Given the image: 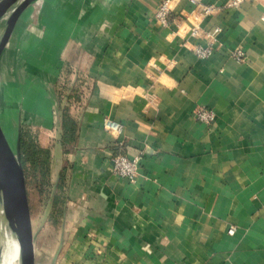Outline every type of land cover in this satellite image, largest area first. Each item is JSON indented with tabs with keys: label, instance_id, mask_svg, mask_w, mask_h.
I'll return each mask as SVG.
<instances>
[{
	"label": "crops",
	"instance_id": "1",
	"mask_svg": "<svg viewBox=\"0 0 264 264\" xmlns=\"http://www.w3.org/2000/svg\"><path fill=\"white\" fill-rule=\"evenodd\" d=\"M163 1L45 0L0 59L3 78L17 62L25 79L74 81L85 99L74 145L55 140L63 233L56 250L54 233L36 237V264H264V0H200L209 16L172 0L167 26L154 17ZM38 95L24 110L51 129L52 97ZM119 154L142 155L134 183L114 175ZM5 222L0 262L18 264Z\"/></svg>",
	"mask_w": 264,
	"mask_h": 264
},
{
	"label": "rangeland",
	"instance_id": "2",
	"mask_svg": "<svg viewBox=\"0 0 264 264\" xmlns=\"http://www.w3.org/2000/svg\"><path fill=\"white\" fill-rule=\"evenodd\" d=\"M37 2H39V0ZM35 3L31 5L33 6V13L30 19L31 24L32 20L36 19L38 12L40 11L41 3ZM29 16L30 10H26L21 16L22 21L20 22V19L18 21V24L19 22L21 23L18 30H20L22 35H24V33H22L23 29L21 28L23 26L25 27ZM4 23L5 21L0 23V39L2 30L4 31ZM42 33L43 32L41 31L39 36H41ZM13 54L15 58L16 53L13 52ZM26 57L27 56L23 57L25 61ZM21 65L22 64H18L17 62L4 65V67L7 69V76L3 78L0 75V122L2 126H4L6 123L8 124L9 130L5 136L14 150L16 148L17 129L20 126V137L22 134L25 138H27V136H32L34 144L38 148L51 151V165L48 178L44 177V166L38 165L37 167H34L31 161H27L24 165V173L26 178L33 232L40 240L48 234L54 233V245L56 250L58 248L60 236L63 233L62 225H60L59 222H62L64 219L63 216L65 204L63 193L57 189V177L63 165L60 161L61 157L59 156V153L55 151L56 149L54 144L55 140H57V138L59 139L61 122L65 119L78 120L80 118L85 99L82 101H76L75 97L77 94L74 91L76 88L74 81L66 83L64 80L58 79L56 82H54L53 86L50 87L48 86L49 81L45 82L43 79L40 81L37 79L30 80L22 77L19 74ZM56 68L58 69V67ZM39 70L42 75L45 76V73L42 72L43 69L40 68ZM44 76L41 77L43 78ZM29 89H34L41 96L47 94L48 97H52L50 110L53 127L51 129H43L42 127L37 126L35 123L29 121V118L33 116H35L37 119L39 118L35 112H26L24 110V101ZM2 218L3 217L0 216V222ZM5 223L2 227L3 234L6 232L5 228L7 225ZM38 244V247L42 245V243L40 244V241ZM3 246H6V242H3ZM0 264H3V261H1Z\"/></svg>",
	"mask_w": 264,
	"mask_h": 264
},
{
	"label": "water",
	"instance_id": "3",
	"mask_svg": "<svg viewBox=\"0 0 264 264\" xmlns=\"http://www.w3.org/2000/svg\"><path fill=\"white\" fill-rule=\"evenodd\" d=\"M38 0H0V22L6 18L0 40V59L22 14ZM21 127L17 129L15 150L0 122V206L7 230L18 246V264H36L35 240L26 178L20 151Z\"/></svg>",
	"mask_w": 264,
	"mask_h": 264
},
{
	"label": "built area",
	"instance_id": "4",
	"mask_svg": "<svg viewBox=\"0 0 264 264\" xmlns=\"http://www.w3.org/2000/svg\"><path fill=\"white\" fill-rule=\"evenodd\" d=\"M172 0H164L157 12L155 13V19L162 24L163 26H167L170 22V18H171V8H170V4H171ZM192 5H194L196 8H198L201 13L205 16H209L211 14L214 13L215 11V7L214 6H210V5H204L200 2V0H188ZM246 0H228L227 1V8H238L240 7ZM7 18V17H6ZM6 18H4L0 23L4 22L6 20ZM219 30H217L218 32ZM197 55L200 58H207L211 52L210 50H197ZM235 58L237 59V61L239 62H243L245 57L243 55V53L240 50H237L235 52ZM215 113L208 109V108H200L197 110V112L195 113V118L197 121L206 124V125H210L211 123L214 122L215 120ZM104 126L110 130V131H114L117 133H121L122 132V126L119 124H115L109 120L105 121ZM142 161V155H137L134 157H128L126 155H116L112 158V164H113V173L115 176L121 178V179H125L127 181H129L130 183H134L137 175H138V171L140 168V164ZM0 216L3 217V213L2 210L0 212ZM235 229L234 228H230L229 230V234L232 235L234 234Z\"/></svg>",
	"mask_w": 264,
	"mask_h": 264
},
{
	"label": "trees",
	"instance_id": "5",
	"mask_svg": "<svg viewBox=\"0 0 264 264\" xmlns=\"http://www.w3.org/2000/svg\"><path fill=\"white\" fill-rule=\"evenodd\" d=\"M76 136V123L73 119H65L61 122V129L59 134V144L63 147L70 148L74 145ZM20 151L23 167L27 161H31L34 167L38 165L44 166V177L48 178L51 165V151L38 148L34 144L32 136L20 137Z\"/></svg>",
	"mask_w": 264,
	"mask_h": 264
},
{
	"label": "bare ground",
	"instance_id": "6",
	"mask_svg": "<svg viewBox=\"0 0 264 264\" xmlns=\"http://www.w3.org/2000/svg\"><path fill=\"white\" fill-rule=\"evenodd\" d=\"M44 3H45V0H42L41 1V5L40 6H42V5H44ZM21 19V18H20ZM9 51V50H8ZM11 51H9V53H10ZM11 55V54H10ZM39 55V54H38ZM37 55V56H38ZM31 60V59H30ZM30 60H28V61H26V62H29ZM30 63V62H29ZM28 67V66H27ZM29 68V67H28ZM32 101H34L35 103L37 102V103H42V101H43V98L42 97H40L39 95H38V93L35 91V90H33V89H29V91L27 92V94H26V99H25V102H24V109H30V107H31V102ZM47 101V100H46ZM35 115V114H34ZM37 115V114H36ZM2 129H3V131H4V134L6 135V133H8V124L6 123V124H4V126H2ZM12 244H15V251H14V255L16 256V255H18V246H17V244H16V242H15V240H14V243H12V241L11 240H8L7 241V245H9V248H10V246L12 245ZM13 261H12V259H8V258H6L4 261H3V264H11Z\"/></svg>",
	"mask_w": 264,
	"mask_h": 264
}]
</instances>
